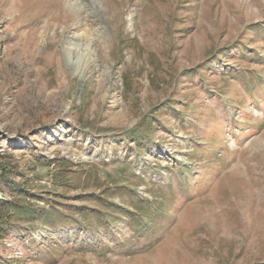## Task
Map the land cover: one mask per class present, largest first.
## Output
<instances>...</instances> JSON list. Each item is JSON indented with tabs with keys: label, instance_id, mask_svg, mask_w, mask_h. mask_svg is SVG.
Listing matches in <instances>:
<instances>
[{
	"label": "rangeland",
	"instance_id": "obj_1",
	"mask_svg": "<svg viewBox=\"0 0 264 264\" xmlns=\"http://www.w3.org/2000/svg\"><path fill=\"white\" fill-rule=\"evenodd\" d=\"M0 179V264H264V0H0Z\"/></svg>",
	"mask_w": 264,
	"mask_h": 264
},
{
	"label": "trees",
	"instance_id": "obj_2",
	"mask_svg": "<svg viewBox=\"0 0 264 264\" xmlns=\"http://www.w3.org/2000/svg\"><path fill=\"white\" fill-rule=\"evenodd\" d=\"M129 134L131 135V137L132 138H135L137 141H138V147L140 146V144H142L143 142H144V140H139V139H141L142 138V135H140L141 133H140V131L139 130H134V131H132V132H129ZM1 180V179H0ZM19 193H20V195L21 196H24L23 194V189H19V190H17ZM27 196V198H29V197H31V196H29V195H26ZM7 204H13L14 205V203H12L11 201H1L0 202V210H3V209H8V208H5V205H7ZM21 210L20 211H22L24 214H26L28 217H32L31 218V221H41V220H43V219H45V216H49L50 215V213H44V211H43V213L42 214H40L39 216H38V211H36L35 209H32V208H29V207H24L23 205H21V207H19ZM16 210V209H15ZM83 213H84V216H83V220H81V221H88V220H90V214H89V212L88 211H86V212H84L83 211ZM1 219H3V218H1L0 217V229H2V228H4L2 225L4 224V222H5V220L4 221H2ZM137 219H134V222L136 221Z\"/></svg>",
	"mask_w": 264,
	"mask_h": 264
}]
</instances>
